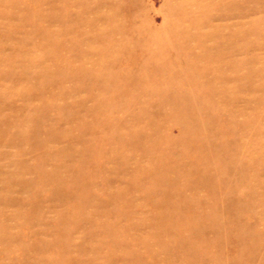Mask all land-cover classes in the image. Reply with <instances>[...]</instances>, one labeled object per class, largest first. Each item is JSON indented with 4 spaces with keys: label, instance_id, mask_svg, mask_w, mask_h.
I'll use <instances>...</instances> for the list:
<instances>
[{
    "label": "rangeland",
    "instance_id": "obj_1",
    "mask_svg": "<svg viewBox=\"0 0 264 264\" xmlns=\"http://www.w3.org/2000/svg\"><path fill=\"white\" fill-rule=\"evenodd\" d=\"M0 264H264V0H0Z\"/></svg>",
    "mask_w": 264,
    "mask_h": 264
}]
</instances>
